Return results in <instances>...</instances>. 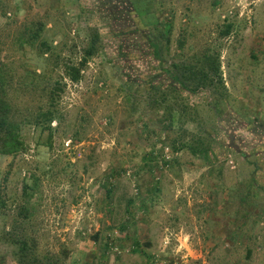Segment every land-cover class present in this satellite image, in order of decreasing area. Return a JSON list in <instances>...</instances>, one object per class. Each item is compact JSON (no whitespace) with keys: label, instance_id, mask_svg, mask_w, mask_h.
<instances>
[{"label":"rangeland","instance_id":"obj_1","mask_svg":"<svg viewBox=\"0 0 264 264\" xmlns=\"http://www.w3.org/2000/svg\"><path fill=\"white\" fill-rule=\"evenodd\" d=\"M205 51L222 97L168 74ZM0 63L25 146L0 156V264L11 237L31 264H264V0H0Z\"/></svg>","mask_w":264,"mask_h":264},{"label":"trees","instance_id":"obj_2","mask_svg":"<svg viewBox=\"0 0 264 264\" xmlns=\"http://www.w3.org/2000/svg\"><path fill=\"white\" fill-rule=\"evenodd\" d=\"M25 27L24 32L18 34V36L21 37L20 41L22 45L38 42L36 40H39L41 26H39L33 33L27 26ZM231 30L232 25H227L221 35L227 36L230 34ZM98 41L99 37L95 34L88 47L84 50L78 67H69L67 69V77L71 82L78 83L80 81L82 69L86 66L87 61L97 52L96 45L98 44ZM152 47L154 48L155 53L158 54V47L155 45ZM48 51L50 50L46 43L39 41V55L42 56V54H45ZM168 74L175 84H178L182 90H185L190 94L208 91L210 94L217 95L219 98L223 96L221 92L225 91L219 57L216 53L213 55L208 51H205L200 54V60H197V62H192L181 67L174 66L173 71ZM9 75V70H7L6 66L0 63V156L15 157L25 151V146L20 136L19 124L12 121L13 108H11L12 106L8 101V90L6 87ZM38 118L46 123L48 127H50V124L56 120L54 112L50 110L43 113L41 112L37 119ZM182 149L189 151L195 158H201V156L210 151V147H207V145L204 144H201L200 148L185 144L182 146ZM242 202H245V200L242 199ZM10 243L18 250L16 263L31 264V262L34 261V255L31 253L30 246L24 237H11ZM32 244L33 243H31V245Z\"/></svg>","mask_w":264,"mask_h":264}]
</instances>
